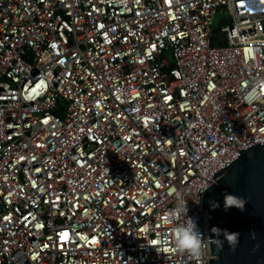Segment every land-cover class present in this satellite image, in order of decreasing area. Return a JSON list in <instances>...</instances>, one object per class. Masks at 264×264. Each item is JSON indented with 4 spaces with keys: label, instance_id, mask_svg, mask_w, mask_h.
I'll list each match as a JSON object with an SVG mask.
<instances>
[{
    "label": "built area",
    "instance_id": "1",
    "mask_svg": "<svg viewBox=\"0 0 264 264\" xmlns=\"http://www.w3.org/2000/svg\"><path fill=\"white\" fill-rule=\"evenodd\" d=\"M258 78L264 0H0V264H207L173 229L264 142Z\"/></svg>",
    "mask_w": 264,
    "mask_h": 264
},
{
    "label": "water",
    "instance_id": "2",
    "mask_svg": "<svg viewBox=\"0 0 264 264\" xmlns=\"http://www.w3.org/2000/svg\"><path fill=\"white\" fill-rule=\"evenodd\" d=\"M237 158L220 166L212 176L215 184L203 195L206 236L213 227L239 233L238 244L230 248L224 236L223 249L207 246V264H264V142L238 152ZM243 198L244 210H225V195ZM212 201L219 204L213 209ZM215 239V238H214Z\"/></svg>",
    "mask_w": 264,
    "mask_h": 264
},
{
    "label": "clouds",
    "instance_id": "3",
    "mask_svg": "<svg viewBox=\"0 0 264 264\" xmlns=\"http://www.w3.org/2000/svg\"><path fill=\"white\" fill-rule=\"evenodd\" d=\"M244 99L249 103L264 99V78H258L255 81L251 89L246 93ZM210 203L213 209L219 207V204L215 201ZM245 203L246 201L243 198L228 194L225 195V210L235 207L243 211ZM221 235L224 236L230 248L234 250L238 244L239 233H229L227 230L213 227L211 229V235L205 237L198 229L196 221L190 217L183 224H177L173 229L174 250L186 253L195 261H200L204 256L206 245L211 246L215 244L218 251L223 249L224 242L219 239Z\"/></svg>",
    "mask_w": 264,
    "mask_h": 264
},
{
    "label": "rangeland",
    "instance_id": "4",
    "mask_svg": "<svg viewBox=\"0 0 264 264\" xmlns=\"http://www.w3.org/2000/svg\"><path fill=\"white\" fill-rule=\"evenodd\" d=\"M220 19H221V18L219 17V18L215 21V24H218Z\"/></svg>",
    "mask_w": 264,
    "mask_h": 264
}]
</instances>
